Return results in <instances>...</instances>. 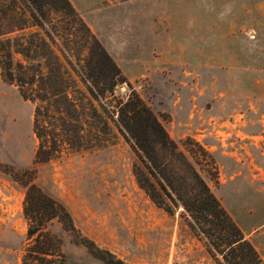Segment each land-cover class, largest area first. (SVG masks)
<instances>
[{
  "label": "rangeland",
  "instance_id": "374dc122",
  "mask_svg": "<svg viewBox=\"0 0 264 264\" xmlns=\"http://www.w3.org/2000/svg\"><path fill=\"white\" fill-rule=\"evenodd\" d=\"M70 1L78 15L49 10L45 31L21 2L0 0L12 75L0 67V264H22L26 188L13 175L25 170L71 215L76 232L47 224L65 264H107L84 238L126 264H216L184 207L168 213L137 183L140 161L114 122L131 90L236 223L255 228L253 241L243 233L264 260V0ZM90 32L130 86L89 92ZM40 145L45 162L34 161Z\"/></svg>",
  "mask_w": 264,
  "mask_h": 264
},
{
  "label": "trees",
  "instance_id": "16d2710c",
  "mask_svg": "<svg viewBox=\"0 0 264 264\" xmlns=\"http://www.w3.org/2000/svg\"><path fill=\"white\" fill-rule=\"evenodd\" d=\"M17 1L28 8L29 19L45 31L49 10L78 15L70 0ZM89 37V92L94 97H105L107 93L113 94L118 84L126 83L130 86L95 34L90 32ZM10 66L8 50L4 55L0 54L1 75L6 81L12 80ZM117 112L114 122L125 138L130 140L140 161V164L134 165L137 183L151 200L168 213H172L171 204L176 206L180 203L192 218L191 227L206 237L209 252L216 264L219 262L217 254L222 255L224 264H264L257 249L245 237L141 96L131 90L125 100L119 101ZM50 157L51 154H46L40 145L34 161L45 162ZM32 177L30 170L13 175L26 188L23 213L28 225V241L22 255V264H65L60 240L49 232L47 224L57 219L66 230L76 232L73 220L64 204L44 193ZM80 242L93 256L107 264H126L88 238Z\"/></svg>",
  "mask_w": 264,
  "mask_h": 264
},
{
  "label": "crops",
  "instance_id": "0c3cea01",
  "mask_svg": "<svg viewBox=\"0 0 264 264\" xmlns=\"http://www.w3.org/2000/svg\"><path fill=\"white\" fill-rule=\"evenodd\" d=\"M77 11V10H76ZM151 12H152V10H151ZM81 16L85 19V21L87 22V24L89 25V27H91V29L94 31V33L98 36V34H97V32H96V26H95V24H93V21H92V17L90 16V15H88V16H85V14H83V13H81ZM145 28H147L148 29V27H145ZM99 37V36H98ZM209 123H211L210 121H209ZM212 124V123H211ZM216 125H217V123H216V121H214L213 122V127L214 128H216ZM206 129H208V127L207 128H204V129H202L201 131L203 132V133H206ZM210 132H208L207 134H209ZM239 226V225H238ZM240 227V226H239ZM241 228V227H240ZM255 228H250V229H248V230H244L243 228H241V230L243 231V232H245V233H247L246 235L248 236V238L251 240V241H253V236H252V233H253V230H254Z\"/></svg>",
  "mask_w": 264,
  "mask_h": 264
},
{
  "label": "water",
  "instance_id": "95a60500",
  "mask_svg": "<svg viewBox=\"0 0 264 264\" xmlns=\"http://www.w3.org/2000/svg\"><path fill=\"white\" fill-rule=\"evenodd\" d=\"M123 88V87H122Z\"/></svg>",
  "mask_w": 264,
  "mask_h": 264
}]
</instances>
